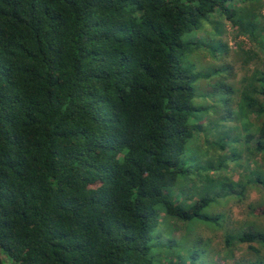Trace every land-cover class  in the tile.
<instances>
[{"label":"trees","instance_id":"16d2710c","mask_svg":"<svg viewBox=\"0 0 264 264\" xmlns=\"http://www.w3.org/2000/svg\"><path fill=\"white\" fill-rule=\"evenodd\" d=\"M228 1L0 0V264H150L159 204L206 219L167 193L197 131L184 36L229 20L264 83V17Z\"/></svg>","mask_w":264,"mask_h":264},{"label":"rangeland","instance_id":"374dc122","mask_svg":"<svg viewBox=\"0 0 264 264\" xmlns=\"http://www.w3.org/2000/svg\"><path fill=\"white\" fill-rule=\"evenodd\" d=\"M228 5L237 19L264 17V0H229ZM217 24L214 29L206 21L204 28L183 38L185 43L200 38L185 64L201 75L194 84L198 111L191 120L197 131L183 157L187 173L167 191L184 207L210 198L201 211L206 219L172 217L159 204L150 264H264L263 244L241 241L247 234L264 232V148H259L264 114L250 107L253 100L264 103L259 80L263 70L253 69L254 59L246 62L244 54L253 48L249 36L232 31L227 19ZM217 35L229 53L221 44L208 42L217 41Z\"/></svg>","mask_w":264,"mask_h":264}]
</instances>
